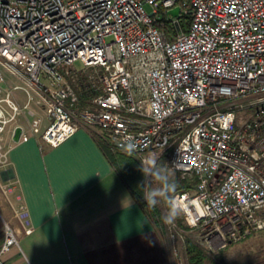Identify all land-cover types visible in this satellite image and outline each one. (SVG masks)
Instances as JSON below:
<instances>
[{"label": "built area", "instance_id": "1", "mask_svg": "<svg viewBox=\"0 0 264 264\" xmlns=\"http://www.w3.org/2000/svg\"><path fill=\"white\" fill-rule=\"evenodd\" d=\"M77 61L100 76L82 122L57 70L72 67L70 78ZM1 67L24 82L12 87L27 95L23 107L1 88ZM31 93L48 125L30 119L19 141L39 135L56 148L82 124L138 159L172 147L167 164L198 177L174 198L201 246L214 251L264 231V0H0V136L33 116ZM0 164H8L1 145ZM19 217L28 224L23 208ZM15 246L5 226L0 264Z\"/></svg>", "mask_w": 264, "mask_h": 264}, {"label": "crops", "instance_id": "2", "mask_svg": "<svg viewBox=\"0 0 264 264\" xmlns=\"http://www.w3.org/2000/svg\"><path fill=\"white\" fill-rule=\"evenodd\" d=\"M30 110L20 127L36 119L45 129L44 108ZM13 131L0 136L8 151L0 164V247L5 226L18 240L3 256L7 264H169L163 234L109 162L98 130L81 124L56 148L33 134L14 142Z\"/></svg>", "mask_w": 264, "mask_h": 264}, {"label": "rangeland", "instance_id": "3", "mask_svg": "<svg viewBox=\"0 0 264 264\" xmlns=\"http://www.w3.org/2000/svg\"><path fill=\"white\" fill-rule=\"evenodd\" d=\"M144 8L146 11H150L152 7L148 4H145ZM111 39H112L111 37H107V41H110ZM71 68L72 67L69 66L57 67V70L63 75L67 83H68L67 79H69L71 83H73L76 89L78 88L80 89L81 87L87 88L88 85H90L91 89L92 88L96 90L99 89L100 76L98 74L97 68H85L80 61H77L73 64V68L75 71L70 75L69 78L68 75H66V69H71ZM1 70L3 72V78H4V82L2 83L1 88H3V90H7L8 88L6 89V87H4V83H6L9 89H11L10 91L11 98L18 105H20V107H23L24 104L27 102V95L21 89L12 90V87L14 85L24 86V82L19 77L14 76L12 72L6 67H1ZM45 81L47 82V80ZM37 101L38 98L36 95H34L33 100L30 102L28 108L30 109L32 107L33 109L36 106H39ZM70 103L71 101L69 98L66 100V106L69 107L72 111H74L76 119L82 122L81 111L78 110V105H77L78 102L72 105H70ZM94 108L95 107L93 105V107L89 109L94 110ZM24 111L27 112L28 110H24ZM96 128L100 132L103 131L99 127ZM171 150L172 147L168 149V152L162 149H153L145 153L139 159L136 156L132 155L138 161V165H135V169H133L134 182L137 180L136 184H140L141 179L143 180V182L145 181V177L140 171L141 161L147 156L155 155L158 157L157 160L158 165H161L167 169V171L170 173V179L172 181H174L178 185L184 183L193 187L196 186L198 181V177L196 175L186 174L185 176H183L181 171L174 170L170 167V165L167 164V153H169V151ZM153 186L155 187L156 185L154 184ZM135 189L139 190L140 186H135ZM158 207L162 213V227H163L162 234L164 238L163 239L164 245L167 250V258L169 264H187L184 253V240L186 238H189L193 242L201 246L199 241L197 240L195 232L191 231L188 227L178 228L175 222L172 224H165L163 217L166 214L167 210L165 206L162 204V201L158 203ZM201 247L204 248L203 246ZM206 251L208 252L210 259L212 261H215L217 264H264V231L254 232L240 242L229 244L225 249L221 248L214 251L213 250L210 251L206 249ZM210 261H208L207 264H212Z\"/></svg>", "mask_w": 264, "mask_h": 264}, {"label": "trees", "instance_id": "4", "mask_svg": "<svg viewBox=\"0 0 264 264\" xmlns=\"http://www.w3.org/2000/svg\"><path fill=\"white\" fill-rule=\"evenodd\" d=\"M188 22V19L182 20V26L186 28ZM166 30H171L170 25L166 27ZM67 81L76 93L78 110L82 111L85 109L92 108V101L94 97L98 95V91L93 88L91 89L90 85H88L87 88L81 87L80 89H76L69 79H67ZM103 149L113 168L116 169L120 174L121 178L126 181L129 190L133 193L135 197L136 202L151 220L155 228L162 234V213L158 207V204L154 207L148 206L143 199V180L141 179L140 184H136L137 180L135 182L133 180V169H135V165H138V161L131 154H126L120 151L113 150L110 145L104 146ZM175 184L177 185L176 192L190 191L191 189H193V186L184 183H182L181 185H178L177 183ZM135 186H140V189L136 190ZM162 204L165 206L166 210H168L166 203L162 201ZM174 222L176 223L178 228H187V225L181 215H179ZM184 253L187 264H207V262L211 260L206 249L202 248L201 246H199V244L193 242L189 238H186L184 240ZM210 262L212 264H217L215 261L212 260Z\"/></svg>", "mask_w": 264, "mask_h": 264}, {"label": "clouds", "instance_id": "5", "mask_svg": "<svg viewBox=\"0 0 264 264\" xmlns=\"http://www.w3.org/2000/svg\"><path fill=\"white\" fill-rule=\"evenodd\" d=\"M122 149L131 153L135 145L131 142L121 145ZM158 157L150 155L141 161L140 171L145 177L142 184L143 199L148 206L154 207L161 201L166 203L167 212L163 217L165 224H172L183 211L182 203L174 198L177 185L170 179V173L157 163ZM156 185L155 187L153 185Z\"/></svg>", "mask_w": 264, "mask_h": 264}, {"label": "water", "instance_id": "6", "mask_svg": "<svg viewBox=\"0 0 264 264\" xmlns=\"http://www.w3.org/2000/svg\"><path fill=\"white\" fill-rule=\"evenodd\" d=\"M178 13H179V8L178 7H175V8H173V9H171L170 11H169V14L171 15V16H178ZM21 133H22V129H21V127L20 126H17L15 129H14V131H13V141L14 142H18L19 141V138H20V135H21Z\"/></svg>", "mask_w": 264, "mask_h": 264}]
</instances>
